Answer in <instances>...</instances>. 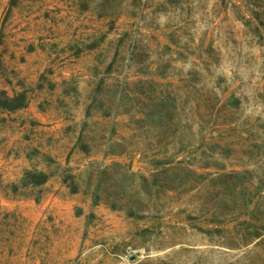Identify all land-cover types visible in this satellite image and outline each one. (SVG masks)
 <instances>
[{
    "label": "rangeland",
    "instance_id": "obj_1",
    "mask_svg": "<svg viewBox=\"0 0 264 264\" xmlns=\"http://www.w3.org/2000/svg\"><path fill=\"white\" fill-rule=\"evenodd\" d=\"M0 264H264V0H0Z\"/></svg>",
    "mask_w": 264,
    "mask_h": 264
},
{
    "label": "trees",
    "instance_id": "obj_2",
    "mask_svg": "<svg viewBox=\"0 0 264 264\" xmlns=\"http://www.w3.org/2000/svg\"><path fill=\"white\" fill-rule=\"evenodd\" d=\"M6 103H8V104H10L11 102H13V101H8L7 99L6 100H4ZM6 105V104H5ZM3 107H7L6 109H8L9 111H13V110H17V109H20V108H22V107H24V99L22 98V99H20V102H19V104H18V106H4V104H3ZM38 184H43V183H45V176L43 175V174H39L38 175Z\"/></svg>",
    "mask_w": 264,
    "mask_h": 264
}]
</instances>
